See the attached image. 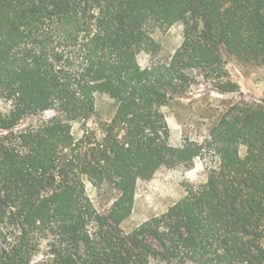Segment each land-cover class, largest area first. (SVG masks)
Masks as SVG:
<instances>
[{
	"label": "trees",
	"instance_id": "obj_1",
	"mask_svg": "<svg viewBox=\"0 0 264 264\" xmlns=\"http://www.w3.org/2000/svg\"><path fill=\"white\" fill-rule=\"evenodd\" d=\"M177 23L182 44L157 58L154 31ZM225 53L264 64V0H0V264H264V100L179 147L162 110L199 78L240 93ZM97 93L117 109L76 139ZM212 155L205 184L122 235L140 181ZM84 177L119 191L108 214Z\"/></svg>",
	"mask_w": 264,
	"mask_h": 264
},
{
	"label": "rangeland",
	"instance_id": "obj_2",
	"mask_svg": "<svg viewBox=\"0 0 264 264\" xmlns=\"http://www.w3.org/2000/svg\"><path fill=\"white\" fill-rule=\"evenodd\" d=\"M183 24L177 23L166 31L155 30L153 37L159 46L157 58L167 59L180 47L183 41ZM227 69L231 78L240 87V93H221L213 89L202 78L192 85L183 96L162 108L171 131V144L179 147L186 141H202L210 128L218 121L221 114L232 103L242 99L259 102L264 100V64L241 63L225 53ZM138 60L142 66L150 61L147 53H141ZM96 111L86 122L73 124L72 133L76 139L83 136L86 127H94L97 122L109 120L117 109L118 102L105 93L95 97ZM52 112L45 113L51 117ZM245 147L240 148L241 155ZM216 157L195 158L190 165L174 168H161L149 181H140L135 195L131 215L118 227L122 235L132 233L142 223L167 212L187 192L206 183L208 168L214 165ZM86 193L95 209L101 214H108L119 197V191L108 185L95 186L87 177L83 178ZM149 243L159 247L152 238ZM48 240H44L34 256V262L49 260ZM149 264H166L158 259H151Z\"/></svg>",
	"mask_w": 264,
	"mask_h": 264
}]
</instances>
